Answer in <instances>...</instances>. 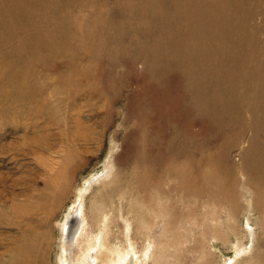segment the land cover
Listing matches in <instances>:
<instances>
[{
  "label": "bare ground",
  "instance_id": "obj_1",
  "mask_svg": "<svg viewBox=\"0 0 264 264\" xmlns=\"http://www.w3.org/2000/svg\"><path fill=\"white\" fill-rule=\"evenodd\" d=\"M153 16L172 21L176 30L156 37L150 53L141 46L140 55L127 59L135 70L140 63L145 74L142 105L120 118L123 132L128 128L138 138L131 164L117 171L111 146L100 176L75 189V203L62 222L55 214L83 162L72 165L68 158L50 169L43 189L32 195L35 201L12 194L17 200L4 206L7 197L0 190L1 224L17 233L10 234L11 247L0 253V264H211L215 242L231 245L232 254L222 256L221 264H264V25L256 22L264 16V0H176ZM71 59L53 66L70 69L56 84L74 87L63 94L73 93L74 100L59 97L68 109L60 122L70 155L79 139L99 141L86 135L82 111L72 106L88 97L76 89L91 80L73 64L83 56ZM172 75L179 89L163 105L166 122L155 130L147 125L155 102L145 99L155 87L164 96ZM121 97L113 95L108 106ZM202 125L210 129L198 133ZM98 187L103 192L97 195Z\"/></svg>",
  "mask_w": 264,
  "mask_h": 264
},
{
  "label": "rangeland",
  "instance_id": "obj_2",
  "mask_svg": "<svg viewBox=\"0 0 264 264\" xmlns=\"http://www.w3.org/2000/svg\"><path fill=\"white\" fill-rule=\"evenodd\" d=\"M175 1L0 0V181L5 183L3 187L0 184V190L7 197L4 206L17 200L12 194L21 193L20 196L35 201L32 195L43 189V180L53 173L50 169H59L70 158L72 165L83 163L70 179L68 197L55 214L56 220L62 222L75 203V189L91 176H100L111 146L115 147L117 171H124L131 164L132 155L137 153L138 138L128 128L123 132L120 118L124 112L131 117L141 104L138 97L143 95L145 74L140 70V63L135 65V70L127 59L140 55L141 46L150 49V53L156 37L166 29L176 30L172 21L165 25L153 16V12L173 6ZM259 19L256 22L264 25V16ZM73 55L83 56L73 64L90 77L91 83L87 81L76 89V92L85 90L88 97L80 102L75 100L72 106L82 111L79 122L87 129H84L86 135L97 136L99 141L79 139L74 142L75 154L70 155L67 146L71 142L60 122L68 109L59 97L70 100L73 93L63 94L74 92V87L56 84L58 76L69 75L70 69L56 71L53 66L66 60L71 62ZM149 55L146 53V60ZM96 74L101 78H93ZM177 89L178 79L173 75L168 76L162 88L164 96H159L158 88L153 89V94L145 99L149 105L155 102L147 125L155 130L163 126L166 122L163 105L174 101ZM98 91L102 92L97 94ZM115 94H122L121 100L108 106ZM207 129L210 128L202 125L196 131L203 133ZM111 136L116 144L110 142ZM42 144H50L52 148L40 149ZM85 148L88 154L82 156ZM94 192L98 195L103 189L98 187ZM254 217L250 222L253 227L257 223ZM54 224L53 221L50 225L54 230L50 233L48 254L52 259L57 233ZM10 234L17 235L16 228L0 221V253L11 247ZM241 241L248 243L246 238ZM260 247L264 250V243ZM214 248L211 264H221L222 256L232 254L230 243L215 242Z\"/></svg>",
  "mask_w": 264,
  "mask_h": 264
}]
</instances>
